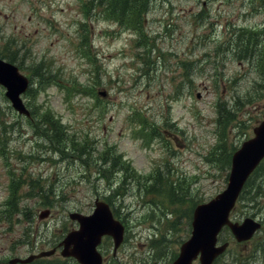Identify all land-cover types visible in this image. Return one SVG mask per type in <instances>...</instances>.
Instances as JSON below:
<instances>
[{
	"label": "rangeland",
	"instance_id": "rangeland-1",
	"mask_svg": "<svg viewBox=\"0 0 264 264\" xmlns=\"http://www.w3.org/2000/svg\"><path fill=\"white\" fill-rule=\"evenodd\" d=\"M141 6L121 28L95 0H0V56L28 76L22 98L47 121L39 140L0 87V264L51 248L95 198L126 227L106 264H170L194 205L225 187L232 150L264 119L263 0ZM39 180L43 197L28 185ZM247 216L260 230L243 243L223 230L216 264H264V161L231 213Z\"/></svg>",
	"mask_w": 264,
	"mask_h": 264
},
{
	"label": "water",
	"instance_id": "water-1",
	"mask_svg": "<svg viewBox=\"0 0 264 264\" xmlns=\"http://www.w3.org/2000/svg\"><path fill=\"white\" fill-rule=\"evenodd\" d=\"M0 83L5 86V95L12 106L19 112L28 113L21 98L28 80L18 72V68L0 59ZM254 135L243 141L231 157L228 182L221 192L207 202L197 204L192 212L190 236L180 245L179 253L172 264H192L199 256V264H211L221 253L227 243L216 245L217 235L223 225H228L237 241L246 240L259 227V223L246 217L242 223L231 222L228 219L230 209L250 172L258 165L264 156V120L253 127ZM95 206L90 214L71 212L69 217L78 221V229L69 231L59 242L60 254L64 257H74L80 264H101L102 257L96 249L102 235H110L116 248L123 238V225L114 219L109 205L102 200H95ZM44 210L39 217L46 216ZM54 248L38 254L49 255ZM27 258H13L9 262H28Z\"/></svg>",
	"mask_w": 264,
	"mask_h": 264
},
{
	"label": "trees",
	"instance_id": "trees-1",
	"mask_svg": "<svg viewBox=\"0 0 264 264\" xmlns=\"http://www.w3.org/2000/svg\"><path fill=\"white\" fill-rule=\"evenodd\" d=\"M92 1L94 0H89L90 3ZM95 1L97 3V6H100L101 8H107L110 11V16L114 15V18L118 20L119 23L124 24V25H126L127 21H133L132 19L128 20L129 14H133V16H135V14L137 13L135 19L138 22L139 12L143 8L141 6V2H143V0H95ZM245 48L246 49L248 48L247 44L245 45ZM248 54H250L249 50H248ZM37 67L38 68L36 69L37 71H39V74H43V72H45L42 66H37ZM49 123L51 124L50 133L54 140L55 138H58L60 134H58L57 130L55 129V124H53V122H50V121ZM52 129H55L56 131L53 133ZM53 195L54 196L56 195L57 198L59 197V194H53ZM42 197H43V194H42ZM28 264H78V263L72 258H67V259L49 258L45 260L38 259Z\"/></svg>",
	"mask_w": 264,
	"mask_h": 264
},
{
	"label": "flooded vegetation",
	"instance_id": "flooded-vegetation-1",
	"mask_svg": "<svg viewBox=\"0 0 264 264\" xmlns=\"http://www.w3.org/2000/svg\"><path fill=\"white\" fill-rule=\"evenodd\" d=\"M30 118V122L33 123V124H36L35 120L33 119L32 117V113L30 111V115L28 116Z\"/></svg>",
	"mask_w": 264,
	"mask_h": 264
},
{
	"label": "bare ground",
	"instance_id": "bare-ground-1",
	"mask_svg": "<svg viewBox=\"0 0 264 264\" xmlns=\"http://www.w3.org/2000/svg\"><path fill=\"white\" fill-rule=\"evenodd\" d=\"M57 247L61 248V246H59L58 244H56Z\"/></svg>",
	"mask_w": 264,
	"mask_h": 264
}]
</instances>
